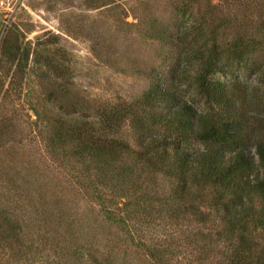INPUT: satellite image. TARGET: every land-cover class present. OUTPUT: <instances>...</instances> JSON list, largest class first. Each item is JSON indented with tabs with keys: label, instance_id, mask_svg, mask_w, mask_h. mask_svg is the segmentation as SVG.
I'll list each match as a JSON object with an SVG mask.
<instances>
[{
	"label": "rangeland",
	"instance_id": "1",
	"mask_svg": "<svg viewBox=\"0 0 264 264\" xmlns=\"http://www.w3.org/2000/svg\"><path fill=\"white\" fill-rule=\"evenodd\" d=\"M174 1L0 0V264L220 263L224 243L213 237L219 220L211 194L185 203L211 214L209 222L183 212L170 181L135 156L139 135L128 121L118 138L132 154L115 163L77 160L49 148L45 123L33 112L45 121L56 114L48 95L55 84L81 96L91 118L137 100L148 88L149 68L175 52L145 36L150 18L173 23ZM22 55L27 60L19 63ZM237 74L241 89L264 100V86L249 70ZM185 99L206 110L194 89ZM253 105L261 111V102ZM6 215L21 222L19 237L3 239Z\"/></svg>",
	"mask_w": 264,
	"mask_h": 264
},
{
	"label": "trees",
	"instance_id": "2",
	"mask_svg": "<svg viewBox=\"0 0 264 264\" xmlns=\"http://www.w3.org/2000/svg\"><path fill=\"white\" fill-rule=\"evenodd\" d=\"M173 4V23L150 18L145 36L175 52L163 56L162 66L149 68L148 88L137 100L100 108L91 118L81 96L68 85L55 84L48 95L56 114L45 117L47 121L36 109L34 115L45 123L52 151L109 163L132 154L118 138L128 121L139 135L135 156L170 181L169 194L183 212L199 223L209 222L211 214L185 203L203 191L211 194L212 215L219 220L213 239L224 243L219 264H264V100L241 89L237 74L239 68L249 70L264 86V62L257 63L264 51V1ZM25 60L22 55L19 63ZM44 65L56 68L51 58ZM216 75L235 80L224 82ZM188 88L200 96L206 110L185 99ZM255 99L261 111L254 107ZM192 142L206 147L191 151ZM1 219L6 226L3 239L20 236V221L8 215Z\"/></svg>",
	"mask_w": 264,
	"mask_h": 264
}]
</instances>
